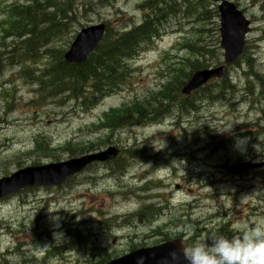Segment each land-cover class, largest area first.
<instances>
[{
    "label": "rangeland",
    "instance_id": "obj_1",
    "mask_svg": "<svg viewBox=\"0 0 264 264\" xmlns=\"http://www.w3.org/2000/svg\"><path fill=\"white\" fill-rule=\"evenodd\" d=\"M84 1L76 2L82 4ZM144 1L93 0L91 4H96L93 10L81 12L77 17L69 19L67 27L50 40L51 46L57 48V51L67 50L73 36L83 27L102 22L109 25L112 33L125 26L139 25L144 19V13L139 9ZM173 1L168 0V11L165 10V15L161 17L164 22L161 37L140 55L135 64L128 62L137 71L126 77V85L120 92L105 99L92 114H83L75 102L65 103L64 96L49 100L48 97L54 92V81L52 74L46 75L42 71L43 67L38 64L43 61L30 60L31 54L21 50L24 44L14 50L10 59L8 51L13 40L5 41L0 31V61L6 62H2L4 76L0 78V144L3 147L0 177L19 167L49 162L52 156L66 160L69 152L64 149L68 143L74 147L80 146L79 150L84 149V152L91 148L90 143L101 144L99 139L104 140L109 134L94 133L87 129L91 123H96L98 116L104 117L105 111H111L134 99L148 100L153 93L160 92L165 84L171 82L174 75L169 74L174 71L186 69L184 76L187 79V75L191 74L189 62L195 65L199 60H193L199 48L213 51L202 60L208 68L223 63V53L217 50L220 42L216 31L218 20L211 21L202 16L191 18L187 15L188 10L184 12L182 9L183 0ZM192 1L190 10L199 2ZM231 1L253 23L247 42L248 50L241 66H233L231 76L228 77L233 84L236 83L237 96L232 99L224 95L226 88L218 80L193 94L189 101L196 105V109H186L179 101L163 114L157 112L160 104L152 98L151 110L148 111L154 112L151 123L115 132L108 146H127L125 156L130 157V152L136 153L129 162L122 164L121 168L125 167V170L120 168L118 171L116 166L111 170L113 173L110 175L115 176L113 178L95 179L86 173L75 181L79 188V183H83V188H92L90 194L95 196L96 201L93 210L99 211L100 215L87 224L79 222L78 229L85 230L87 235L79 249L65 257V253L55 248L57 243L65 241L63 234L54 235L56 241L49 242L24 225L26 222L21 217V198L1 201L0 264H13L12 258H18L16 264H102L107 259L128 253L133 247H152L165 238L185 236L193 244L198 237L212 231L239 234L264 220V170L239 176L227 171L229 165L260 162L264 157V102L258 84V75H264V0ZM206 8L217 9L213 4H207ZM2 45L7 47L5 55ZM24 53L23 58H20ZM42 54L46 58L45 63L49 55ZM250 57L253 61L247 66L246 61ZM250 76L252 78L248 81ZM249 89L255 92L251 98L248 97L250 93L246 92ZM41 94H44L43 99L34 103L37 101L36 95L39 99ZM240 128H247L243 132L257 136L254 143L248 139L244 155L231 147L233 139L230 136ZM226 131L231 134L220 133ZM36 141L41 144L38 159L27 153ZM177 154L185 155L187 159L181 161ZM154 156L159 159L155 160ZM140 159L145 165L154 163L158 170L151 176L144 173ZM109 165H98L96 175ZM117 177L130 180L132 187L120 190L124 182H119ZM133 187L136 192H141L142 188L152 190L148 195L154 198L152 202L156 204L155 210L161 214L153 225L140 224L139 221L133 223L128 216L137 208V198L134 194L130 195ZM76 190H48L46 194L54 198L57 195H69ZM36 195L39 194H31L28 203L34 202ZM104 217L109 221L107 227L103 224ZM118 217L125 222V230L122 232L118 231L116 220L110 221ZM90 218L89 215L86 219ZM92 222H95L93 225L99 232L97 237L87 230V225ZM6 223H10L17 232L16 238L4 236L7 233L3 229ZM122 235L124 237H117ZM19 243L22 247L18 255L8 259L7 247L16 249Z\"/></svg>",
    "mask_w": 264,
    "mask_h": 264
},
{
    "label": "trees",
    "instance_id": "obj_2",
    "mask_svg": "<svg viewBox=\"0 0 264 264\" xmlns=\"http://www.w3.org/2000/svg\"><path fill=\"white\" fill-rule=\"evenodd\" d=\"M27 1L28 6L22 8L24 11L21 24L24 26H21V29L26 31L27 27L28 34L32 35H29L30 38L27 40L28 42L25 46L22 47V51H28V53L31 54L32 60H34L36 57L33 55L40 51L42 44L44 46L49 45L51 42L50 40L57 37V35L63 31V28L67 27L66 23L79 9L74 8L75 0ZM169 1L174 2L173 0ZM198 1L199 2L196 3L191 10L190 5L192 2L190 0L183 1L182 9L184 12L188 10L187 15L191 18L202 16V18H207L212 21L217 13L213 10H207L206 6L208 3L206 0ZM91 2L90 0H86L85 4L88 5V3L91 4ZM163 2L169 5L168 0H162V2H159V0H149L146 2V7L152 9L153 12L146 17L144 24L126 33L114 36H108L107 34V38L103 45L99 47L98 51L93 54L85 64L79 66L69 65L65 63L63 59L58 58L48 72L62 84L65 79L67 80L60 88V94L68 93L72 90L70 88H74V96L78 98L80 94L81 97L84 98L88 90V84L91 81H95L93 88L97 90V94H93L92 96L87 95L86 103H90L89 101H91L93 104H96L98 99L95 95L102 96L105 91L112 93L115 89L119 88L120 85L124 83V75L128 70L126 65H124V61L134 57L135 53L143 50V46L150 44L151 39L158 35L161 22H163L161 17L165 15V9L162 11L159 8L161 7L160 3ZM84 11H86V9H84ZM203 11L205 13H202ZM207 50L208 49L205 48H199V51H196L193 60L198 58L201 59V61H196L195 65H192V62L188 61L191 69L189 74L205 67V63L202 62V60L205 56L209 55ZM24 55L25 53L19 57L23 58ZM10 59H12L11 56ZM2 62L6 63L5 61H0V76L4 69V64ZM121 67L122 69H120ZM121 70L125 72H121ZM185 70L186 69H182L173 72L174 79H176L178 85H184L186 79L184 76ZM188 76L189 75H187V78ZM226 78H224V80H226ZM174 81L175 80H172L169 85L164 87V91L156 96V101L161 106L165 101L162 99L171 102V100L180 97L179 88H176V91L171 88L174 85ZM226 85H228L227 81L224 82V86ZM65 87L69 88L64 89ZM263 94L264 92L262 95ZM149 109H151V107L147 106V104L138 102L125 107L121 110L122 112L119 111L114 114L113 127L121 128L130 126L134 123H143L149 120L150 116L147 113ZM74 154V150H71L72 157Z\"/></svg>",
    "mask_w": 264,
    "mask_h": 264
},
{
    "label": "water",
    "instance_id": "obj_3",
    "mask_svg": "<svg viewBox=\"0 0 264 264\" xmlns=\"http://www.w3.org/2000/svg\"><path fill=\"white\" fill-rule=\"evenodd\" d=\"M215 2H222L219 6L220 12V33H221V47L225 52L226 64H232L242 55L245 46L246 35L250 32V22L246 19L244 14L237 9L234 4L227 2L226 0H213ZM105 26H95L84 29L75 42L72 48L65 58L68 63L80 64L86 61L88 55L96 49L98 44L103 38ZM226 73L225 67H221L215 70H205L196 73L187 86L183 89V93L190 95L193 91L199 89L213 78L221 77ZM107 157L104 155L92 156L85 158L84 163L91 161H105ZM77 169L78 161H72L68 163L50 165L42 168L28 169L19 172L14 177L21 184L27 182L28 184H56L62 182L68 175H70L74 168ZM79 170V168H78ZM56 171H61L64 175L60 180H56V176L51 178V175ZM232 173H241V169L237 167L230 168ZM14 184V182H12ZM9 186V185H8ZM20 187L19 184H16ZM17 189V188H13ZM162 249H152L141 252H136L128 255L112 264H137V260L140 257L144 258V264H164V257H169L161 251Z\"/></svg>",
    "mask_w": 264,
    "mask_h": 264
},
{
    "label": "clouds",
    "instance_id": "obj_4",
    "mask_svg": "<svg viewBox=\"0 0 264 264\" xmlns=\"http://www.w3.org/2000/svg\"><path fill=\"white\" fill-rule=\"evenodd\" d=\"M247 144V137H234V150L241 155L246 154ZM182 249V262L176 252H171L165 264H264V220L239 234L212 231ZM12 260L16 264L18 258ZM137 264H144V258H138Z\"/></svg>",
    "mask_w": 264,
    "mask_h": 264
},
{
    "label": "bare ground",
    "instance_id": "obj_5",
    "mask_svg": "<svg viewBox=\"0 0 264 264\" xmlns=\"http://www.w3.org/2000/svg\"><path fill=\"white\" fill-rule=\"evenodd\" d=\"M149 0H146V2H148ZM159 2H162L161 0H159ZM93 3V2H92ZM161 5V7H159L162 11L165 9L166 11H168L167 10V7L168 6H170V5H168V4H166V3H160ZM256 55V54H255ZM197 61H201V59H199V60H197ZM184 69V68H183ZM181 69H179L178 71H180ZM196 71V70H195ZM195 71H193L189 76H188V78L187 79H189L192 75H193V73L195 72ZM248 74V73H247ZM249 75V74H248ZM4 75L2 74L1 76H0V78H2ZM187 79H185V80H187ZM225 81H227V84L228 85H226V86H224V82ZM224 82H222L223 83V87H225L226 88V91L224 92V95H226V96H229L230 98H232V99H234L236 96H237V93L238 92H236V83H234L233 84V82H232V80L230 79V78H226V80H224ZM259 82V81H258ZM249 84L250 83H248L247 85L249 86ZM229 87V88H228ZM246 92L247 93H252V91H251V89H249V90H246ZM220 96V95H219ZM183 96L180 94V97H178V98H176L175 100H171V102L169 101V103H170V105H172L173 103H176V102H179L180 101V105L182 106V107H184V108H186V109H190V108H192V109H196V105L195 104H192L189 100H188V102L186 101V100H184L183 98H182ZM221 97V96H220ZM263 97H264V94H263ZM181 98V99H180ZM262 100V99H261ZM264 102V101H263ZM177 115V114H176ZM161 122V121H160ZM144 154V153H143ZM130 159L131 158H127V159H125V160H123V162H121L119 165H117L116 167H118V168H116V170H118L119 171V169L121 168V166H122V164H126L127 162H129L130 161ZM110 162H106V163H103V164H109ZM103 164H100V165H103ZM121 170H125V167H122L121 168ZM146 174H141V176H145ZM136 178L137 179H139L138 178V176H136ZM143 190V188L141 189V191Z\"/></svg>",
    "mask_w": 264,
    "mask_h": 264
}]
</instances>
